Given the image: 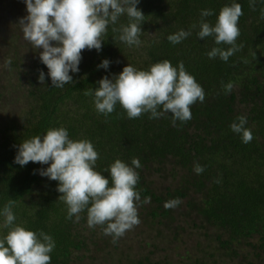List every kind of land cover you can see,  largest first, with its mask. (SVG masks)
Here are the masks:
<instances>
[{"label": "trees", "instance_id": "obj_1", "mask_svg": "<svg viewBox=\"0 0 264 264\" xmlns=\"http://www.w3.org/2000/svg\"><path fill=\"white\" fill-rule=\"evenodd\" d=\"M233 2L243 11L236 41L241 48L227 62L209 58L213 47L230 46L217 45L214 36L198 38L199 21L214 26L219 10ZM137 7L145 15L141 44L129 46L112 30L129 22L122 15L115 25L109 24L101 50L82 51L79 71L70 72L73 83L57 88L39 59L42 49L23 38L18 22L27 15L24 0H0V212L14 200L16 224L52 236L50 264H75L89 244L97 245L103 226L90 228L86 211L78 221L67 218V205L58 199V182L39 174L48 165L15 163L21 142L64 127L70 139H87L94 145L99 153L95 169L109 179V186L108 167L115 159L130 166L132 158L139 159L136 190L147 217L172 219L173 208L165 209L164 204L178 198L176 207L185 205L187 215L198 221L193 228L213 242L202 245L200 252L210 259L225 256L231 264H264V0H255L254 8L249 0H138ZM203 9H211L212 15L202 18ZM181 29L191 35L172 44L167 37ZM104 59L110 61L107 69L98 67ZM165 59L174 67L183 62L204 89L205 100L191 106L192 118L186 122L177 120L174 125L170 113L129 119L119 103L106 117L97 112L93 96L84 94L127 64L147 70ZM40 71L44 84L38 80ZM228 83L233 87L226 93ZM241 115L253 135L247 144L230 128ZM197 163L204 168L200 174L194 172ZM151 174H167L171 180L157 188L148 178ZM145 197L150 203H143ZM3 221L0 215V225ZM6 232L0 228V238Z\"/></svg>", "mask_w": 264, "mask_h": 264}, {"label": "clouds", "instance_id": "obj_2", "mask_svg": "<svg viewBox=\"0 0 264 264\" xmlns=\"http://www.w3.org/2000/svg\"><path fill=\"white\" fill-rule=\"evenodd\" d=\"M27 15L19 20L23 38L34 49H42L39 59L46 65L53 87L62 88L72 84L70 72L79 71L83 50H101L109 24L115 25L122 15L129 22L113 28L120 33V41L129 46H139L141 24L144 14L137 7L138 0H24ZM255 7V0H249ZM212 15L211 9L201 10V17ZM243 15L242 6L233 2L223 6L215 25L204 19L199 21L197 37L204 39L214 36L217 45H229L227 49L213 47L209 58L219 57L227 62L229 57L240 50L236 41L240 36L239 19ZM264 18V14H262ZM197 25L193 24L192 28ZM191 35L183 29L170 34L167 39L177 44ZM255 55V53H254ZM7 63L10 65L11 60ZM110 61L104 59L98 67L107 69ZM38 80L44 84L45 74L40 71ZM98 87L88 89L85 95H92L97 112L108 116L115 111L117 103L125 110L129 119L145 113L149 118H159L170 113L173 124L177 120L186 122L192 118L191 106L205 100V92L194 76L185 70L183 62L174 67L170 61L162 60L141 70L130 64L118 74L97 81ZM233 85H224L230 92ZM162 109V111L158 110ZM247 118L238 116L230 125L234 133L240 134L247 144L253 139L252 132L245 127ZM99 153L87 139H70L64 127L49 128L46 134L26 139L18 146L15 163L25 166L29 162L46 164L39 170L41 176L57 181V191L67 205V218L73 216L78 221L80 213L86 211L90 228L103 226V233L117 243L127 231L140 223L137 202L140 194L136 190L141 167L138 158H132L131 166L119 158L108 167L109 179L95 169ZM203 166L194 164V172L200 174ZM143 203H150L145 197ZM178 198L165 202V209L178 206ZM14 200H9L0 215L4 217L0 228L7 229L0 238V264H50V253L55 248L52 236L40 231L29 230L16 224L12 211Z\"/></svg>", "mask_w": 264, "mask_h": 264}, {"label": "rangeland", "instance_id": "obj_3", "mask_svg": "<svg viewBox=\"0 0 264 264\" xmlns=\"http://www.w3.org/2000/svg\"><path fill=\"white\" fill-rule=\"evenodd\" d=\"M3 83L5 82L3 81ZM6 87L7 89L11 88L8 85ZM148 178L154 181V186L157 188L168 185L171 180L167 174H151ZM137 207L140 219L138 226L127 231L115 244L112 243L111 236L103 233L102 227L98 231L100 237L96 241L97 245L89 244L87 249L81 252V259H75V264L232 263L225 256L220 257L219 254H216L215 258L210 259L205 252H200L202 245L206 244L208 247V244L213 242L204 238L202 230L197 227L193 228V222L198 221L192 220V215H187L185 205L181 204L172 209L170 215L174 219L166 216L154 220L146 216L147 209L142 211L138 202ZM207 230L208 233H211V228H207ZM198 242L201 243L199 246ZM206 252L210 253L209 250Z\"/></svg>", "mask_w": 264, "mask_h": 264}]
</instances>
